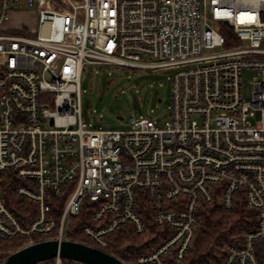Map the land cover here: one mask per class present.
Wrapping results in <instances>:
<instances>
[{
  "label": "built area",
  "instance_id": "1",
  "mask_svg": "<svg viewBox=\"0 0 264 264\" xmlns=\"http://www.w3.org/2000/svg\"><path fill=\"white\" fill-rule=\"evenodd\" d=\"M12 14L34 27L4 26ZM89 67L169 69L167 120L90 129ZM6 180L33 206L27 230ZM213 205L255 218L220 264H264V0H0V241H69L84 209L82 244L109 254L129 229L142 253L123 264H179Z\"/></svg>",
  "mask_w": 264,
  "mask_h": 264
},
{
  "label": "rangeland",
  "instance_id": "2",
  "mask_svg": "<svg viewBox=\"0 0 264 264\" xmlns=\"http://www.w3.org/2000/svg\"><path fill=\"white\" fill-rule=\"evenodd\" d=\"M20 25L33 28L32 15L12 14L4 23L10 28ZM255 76V72H243V84H249ZM170 97L169 69L89 67L81 79V118L90 129L97 130L126 131L138 119L150 118L156 124H163L169 113ZM85 242L88 243L86 238Z\"/></svg>",
  "mask_w": 264,
  "mask_h": 264
},
{
  "label": "trees",
  "instance_id": "3",
  "mask_svg": "<svg viewBox=\"0 0 264 264\" xmlns=\"http://www.w3.org/2000/svg\"><path fill=\"white\" fill-rule=\"evenodd\" d=\"M19 183L13 180L2 182L8 207L21 218L22 227L29 229L28 217L33 210L30 203L22 200L16 195V188ZM65 203V197L61 198L55 211L61 213ZM87 212L83 209L79 216L70 220L67 230V239L79 243H86L82 229L86 225ZM200 228L195 232L194 240L190 251L184 261L179 264H220L222 251L225 245L238 240L240 236L254 226V214L240 206L231 212H224L218 206H207L202 209L199 215ZM34 242L41 240L39 237H32ZM144 237H135L129 229H126L109 242L108 253L118 259L127 260L141 254V244ZM27 243L25 238H16L8 241H0V262L9 254L23 248ZM39 264H46L42 262ZM61 264H76L61 260Z\"/></svg>",
  "mask_w": 264,
  "mask_h": 264
},
{
  "label": "water",
  "instance_id": "4",
  "mask_svg": "<svg viewBox=\"0 0 264 264\" xmlns=\"http://www.w3.org/2000/svg\"><path fill=\"white\" fill-rule=\"evenodd\" d=\"M78 264H123L114 256L75 241H42L23 247L0 264H39L55 258Z\"/></svg>",
  "mask_w": 264,
  "mask_h": 264
}]
</instances>
